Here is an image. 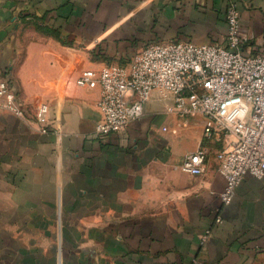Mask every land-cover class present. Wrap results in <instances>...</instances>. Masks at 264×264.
Returning <instances> with one entry per match:
<instances>
[{"label": "crops", "instance_id": "1", "mask_svg": "<svg viewBox=\"0 0 264 264\" xmlns=\"http://www.w3.org/2000/svg\"><path fill=\"white\" fill-rule=\"evenodd\" d=\"M241 52H264V0H236ZM227 0H0V80L24 113L0 109V264H264V176L229 204L209 121L155 98L98 138L99 84L79 86L151 42L222 43ZM48 121H36L39 104ZM200 145V174L180 168ZM206 230L209 236L200 243Z\"/></svg>", "mask_w": 264, "mask_h": 264}, {"label": "built area", "instance_id": "2", "mask_svg": "<svg viewBox=\"0 0 264 264\" xmlns=\"http://www.w3.org/2000/svg\"><path fill=\"white\" fill-rule=\"evenodd\" d=\"M225 22L222 43L151 42L127 61L104 64L97 75L86 70L76 82L88 86L98 81L100 118L94 127L98 138L125 130L143 115L152 98L167 102L168 114L204 116L209 123L202 138H212L215 133L228 138L215 156L217 170L225 180L220 200L229 204L235 187L246 175L264 176V52H241L236 0H227ZM0 109L19 117L24 113L9 79L0 80ZM48 115V104H39L36 121L44 125ZM206 158L207 149L200 145L184 156L180 168L200 174ZM208 236L206 230L200 243ZM191 264L204 263L193 259Z\"/></svg>", "mask_w": 264, "mask_h": 264}]
</instances>
